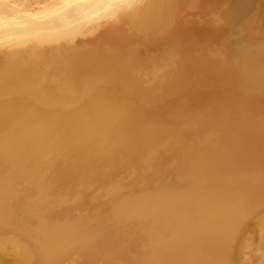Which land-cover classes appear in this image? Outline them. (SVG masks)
<instances>
[{"label":"bare ground","instance_id":"1","mask_svg":"<svg viewBox=\"0 0 264 264\" xmlns=\"http://www.w3.org/2000/svg\"><path fill=\"white\" fill-rule=\"evenodd\" d=\"M0 264H264V0H0Z\"/></svg>","mask_w":264,"mask_h":264}]
</instances>
